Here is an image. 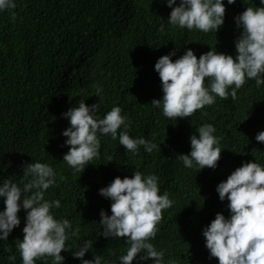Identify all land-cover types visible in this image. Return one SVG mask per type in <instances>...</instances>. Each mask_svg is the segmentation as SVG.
<instances>
[{
  "label": "trees",
  "instance_id": "1",
  "mask_svg": "<svg viewBox=\"0 0 264 264\" xmlns=\"http://www.w3.org/2000/svg\"><path fill=\"white\" fill-rule=\"evenodd\" d=\"M179 3V0H177ZM224 25L203 32L171 25V7L166 0H16L15 21L9 11H0V180L22 179V164L40 160L56 170V184L46 190V199H60L53 209L56 218L67 217L79 236L71 237L62 250L63 264H81L72 251L91 239L93 248L85 259L100 254L104 264L127 251L122 237L105 238L100 210L111 214V200L99 193L116 176H159L160 192L167 191L174 204L163 211L152 243L165 251V262L175 264H218L206 247L203 228L218 212L230 215L228 201H221L216 187L246 161L264 165V142L256 140L264 130V85L248 79L237 97H217L188 118H169L151 104L163 96L155 63L173 49V60L187 48L197 57L217 48L235 56L240 34L234 17L260 0H236L227 4ZM163 17L164 20H161ZM165 30L160 31V24ZM103 96H96L97 85ZM81 100L100 102L103 117L115 105L122 107L133 137L155 140L161 149L128 151L119 138H102L101 156L74 171L63 155L69 150L63 131L70 125L62 116ZM247 117V118H246ZM215 125L222 149L218 167H186L177 154L189 153L190 137L200 125ZM5 207L0 200V210ZM21 224L8 240H0V264H23L16 239H23L25 210ZM15 255L13 262L8 257ZM37 264H55L53 258ZM133 264H151L133 261Z\"/></svg>",
  "mask_w": 264,
  "mask_h": 264
},
{
  "label": "clouds",
  "instance_id": "2",
  "mask_svg": "<svg viewBox=\"0 0 264 264\" xmlns=\"http://www.w3.org/2000/svg\"><path fill=\"white\" fill-rule=\"evenodd\" d=\"M171 7L167 18L171 25L215 31L224 25L226 7L224 0H166ZM236 0H227L235 4ZM16 0H0V11H9L15 21ZM164 20L163 17H160ZM240 34L235 39V56L219 52L217 48L197 57L194 49L187 48L183 55L173 60L177 48L162 55L155 63L161 82L163 96L154 98L153 106L162 108L166 117L188 118L197 110L208 115L205 106L213 105L217 97H237L248 79L256 85H264V0L234 17ZM160 31L165 25L160 24ZM96 96H103L102 85H97ZM101 104L91 105L81 100L78 106L70 107L62 116L70 125L63 131L70 146L63 160L74 171L86 169L90 161L101 156L102 138H119L121 145L137 153L140 146L151 153L161 149L155 140L145 136L133 137L128 129L130 122L122 107L115 105L103 117L99 116ZM247 118V117H246ZM214 124L205 122L190 137L189 153L177 154L186 167L207 166L215 169L221 158L220 137L215 135ZM264 142V130L256 135ZM23 175L19 182L11 176L0 180V200L5 207L0 210V240L7 241L13 229L21 224L19 212L25 210L23 239L15 243L23 264H37L38 260L53 258L55 264H63L66 257L62 250H69L66 244L71 237L79 236V227L67 217L56 218L53 209L62 207L60 199H46V190L56 184L57 172L47 162L40 160L22 164ZM159 176L145 175L135 170L133 175L116 176L99 193L111 200V214L100 210V224L105 238L122 237L127 251L108 264H133V261H148L151 264H166L165 251L153 243L159 231L157 225L163 218V211L174 204L167 191L160 192ZM216 191L221 201L227 200L230 215L218 212L210 224L203 228L206 247L211 257L218 258V264H264V165L246 161L218 183ZM91 239L83 241L78 250L72 251L81 264H104L100 254L85 259L93 248ZM15 262L16 256L10 255ZM167 264H175L169 260Z\"/></svg>",
  "mask_w": 264,
  "mask_h": 264
}]
</instances>
